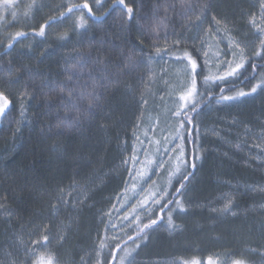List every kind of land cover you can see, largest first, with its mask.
<instances>
[{
  "label": "trees",
  "instance_id": "trees-1",
  "mask_svg": "<svg viewBox=\"0 0 264 264\" xmlns=\"http://www.w3.org/2000/svg\"><path fill=\"white\" fill-rule=\"evenodd\" d=\"M84 3L91 17L77 10ZM124 3L131 14L118 0H0V92L10 102L0 124V264H112L126 242L114 264H264V39L252 29L264 0ZM225 39L247 48L246 62L205 83L203 50ZM184 53L197 64L198 106L180 115L183 162L155 212L114 239L133 139L160 113Z\"/></svg>",
  "mask_w": 264,
  "mask_h": 264
},
{
  "label": "rangeland",
  "instance_id": "rangeland-1",
  "mask_svg": "<svg viewBox=\"0 0 264 264\" xmlns=\"http://www.w3.org/2000/svg\"><path fill=\"white\" fill-rule=\"evenodd\" d=\"M253 21H255V24L252 22L254 37H258V41H261L264 39V31H261L264 29V6ZM203 54L208 77L219 80L220 77L231 76L227 73L231 72L232 69H236L232 74L234 75L242 68L246 62L248 50L245 46L242 47L231 39H225L208 43ZM180 64L176 74V86L167 93L160 113L133 139L132 152L127 157L125 165L129 170L128 181L124 191L114 202L112 223L114 239L120 236L128 222L138 216H148L155 212L165 197L164 195L161 198V194L168 192L177 168L183 162L180 116L175 115V113L178 111L182 113L187 109H181L185 101L180 98L187 96L194 74L191 72L188 62H181ZM238 65L239 67H237ZM191 100L188 101V104ZM7 101V107L3 113H0V124L10 108V102L8 99ZM3 104L4 100L0 99V106ZM203 133L206 131L200 134V138ZM253 147L255 150L252 151V154L256 155L258 152V156L263 154V150L258 144H253ZM261 257L264 258V254ZM225 261L226 264H237L232 259ZM153 264H178V262L164 259L153 262ZM205 264L220 263L212 260ZM239 264L245 263L239 262Z\"/></svg>",
  "mask_w": 264,
  "mask_h": 264
},
{
  "label": "snow or ice",
  "instance_id": "snow-or-ice-1",
  "mask_svg": "<svg viewBox=\"0 0 264 264\" xmlns=\"http://www.w3.org/2000/svg\"><path fill=\"white\" fill-rule=\"evenodd\" d=\"M184 2H185V0H181V7L184 6ZM4 3H5L6 5H9V6H10V4H11V0H4ZM116 6H117V5H114V7H116ZM118 6H121V7H123V8H126V11H127L129 14H131L132 11H133V9H132L131 7H128L127 5H125L124 0H118ZM76 7H77V10H79V11H82V10H84V9H87V10H88V13H89V16L91 17L92 9H91V7L88 5V3H84V4L79 5V6H76ZM71 11H72V9H69V12H71ZM14 15H15V13L13 12V16H14ZM253 24H255V21H253ZM81 26H83V25L81 24ZM154 31H155V30H154ZM261 31H264V29H262ZM43 34H44V27H41V29H40V35L42 36ZM16 35H17V36H20L21 34H20V33H17ZM9 47H11V45H9ZM159 51H160V49L157 48V52H159ZM184 56L187 57V59H188V61H189L191 72H192L193 74H195V71H196V68H197V64H196V62H195L194 60H192L191 57L188 56L187 53H184ZM237 67H239V65H238ZM235 71H236V69L234 68V69H232L231 72L227 73V75H232ZM210 79H212V78H211V77H205V83H208V81H209ZM219 79H222V77H220ZM95 88H96V84H95V82H94L93 85H92V91L89 92V93H87V97H86L89 106H91L92 103H93V101L95 100ZM255 90H256L255 88L252 89L253 92H255ZM68 94H69V98H70V96H71V90H68ZM194 95H198V93H197V87H196V79H195V75H193V78H192V80H191V88L188 90L187 96H182V97L180 98L181 100L185 101V104H183V105L181 106V109H182V110H183L184 108H187V107H188V101L191 100V98H192ZM239 95H240V96H244L245 93L240 92ZM0 99H3V100H4V104H3L2 106H0V113H3V112H4V109L7 107L8 101H7V98L4 96V94H3L2 92H0ZM222 99H223V100H231V99H234V97H222ZM197 106H198V105L196 104L195 100H191V111L194 112V111L196 110ZM175 115L180 116V115H181V112L178 111V112L175 113ZM184 115H185L186 120H187L189 123H191L192 117L189 116V115L187 114V112H185ZM180 126H181L182 128L184 127L183 122L181 123ZM178 135H179V134H178ZM182 155H183V149H182V146H181V156H182ZM177 171H179V168H177ZM185 178H186V177H185ZM183 187H184V185L181 183V184H180V188H183ZM166 194H167V193H162V194H161V198H163V196L166 195ZM167 203H171V199H169V200L167 201ZM176 205H177V207H179V208H181V209L183 208V205L181 204V202H180L179 200H176ZM162 207H163V206H162ZM227 208H228V205L225 206V209H224V210H227ZM168 222H169V225L172 224L171 212H169ZM152 223H155V221H153ZM147 227H148V225H145V228H147ZM41 239H42V241L47 242V240H48V236H47V235H43ZM39 242H40V241H36V243H39ZM44 246H45V247L47 246L46 243L44 244ZM47 264H52V258H51V257L48 258V260H47ZM129 264H131V261H129ZM237 264H239V262H237Z\"/></svg>",
  "mask_w": 264,
  "mask_h": 264
},
{
  "label": "water",
  "instance_id": "water-1",
  "mask_svg": "<svg viewBox=\"0 0 264 264\" xmlns=\"http://www.w3.org/2000/svg\"><path fill=\"white\" fill-rule=\"evenodd\" d=\"M190 162H191V175H189V176L187 177L186 182H188V181L191 179V177L195 175V172H196V168H195V166H194V157H192V159H191ZM181 192H182V190L180 189V190L178 191V195H180ZM162 215H163V213H161V215H160L161 219H160L159 223L163 221ZM128 243H129V242H126L125 244H123L121 247H119V248L115 251V254H114V260H113L112 264H114V262L116 261L117 256H118V254L120 253V251L122 250V248L125 247Z\"/></svg>",
  "mask_w": 264,
  "mask_h": 264
}]
</instances>
